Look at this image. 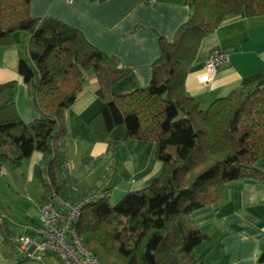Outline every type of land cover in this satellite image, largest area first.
<instances>
[{"label": "trees", "instance_id": "trees-1", "mask_svg": "<svg viewBox=\"0 0 264 264\" xmlns=\"http://www.w3.org/2000/svg\"><path fill=\"white\" fill-rule=\"evenodd\" d=\"M30 1L0 0V46H12L17 32L29 34V59H19L17 72L35 95L39 113L24 122L16 108L17 82L0 83V170H19L39 152L33 177L43 201L93 198L82 207L76 231L102 263L204 264L195 249L207 236L191 214L215 205L228 183L264 185V171L255 165L264 159V84L231 91L202 109L187 94L185 78L203 38L228 18L264 15V0H184L189 17L172 40L158 37L159 57L149 85L123 93L110 91L128 73L115 56L91 44L76 27L31 16ZM89 70L103 94L89 121L94 141L113 147L108 136L122 125L125 141L154 142L155 157L163 162L157 177L116 204L110 202L109 188L75 191L77 180L67 169V110ZM105 157L90 158L89 171ZM12 236L2 240L15 248ZM258 263L264 264V251Z\"/></svg>", "mask_w": 264, "mask_h": 264}, {"label": "crops", "instance_id": "crops-1", "mask_svg": "<svg viewBox=\"0 0 264 264\" xmlns=\"http://www.w3.org/2000/svg\"><path fill=\"white\" fill-rule=\"evenodd\" d=\"M29 12L36 18L53 17L76 27L91 44L115 56L119 66L128 73L112 83L110 91L123 93L149 85L152 64L159 57L158 37L172 40L177 29L187 21L190 8L184 0H31ZM14 40L12 46H0V83L17 82L16 108L21 119L28 123L39 117V113L35 95L18 74L17 64L20 58L29 59V34L17 32ZM214 47L222 48L228 60L207 83H200L198 75ZM263 84L264 15L226 19L202 39L185 78L187 94L200 101L202 109L231 91ZM102 95L96 73L85 71L82 89L67 110V169L77 180L75 191L82 192L96 185L99 190L109 188L110 194L116 191L120 197L148 185L162 172L163 162L155 157L154 142L125 141L126 129L122 125L108 136L109 142L115 143L113 147L107 142L94 141L89 121L101 107ZM101 155L106 157L89 171V159ZM40 158L41 154L35 152L26 164L29 173L21 169L9 183L27 194V184L34 180L33 167ZM255 165L264 171V159ZM91 175L93 179H89ZM99 175L105 180H98ZM39 191L35 208L22 207L19 212L23 219L11 221L17 231L0 224V264H41L27 259L17 245L13 248L2 240L4 235L12 234L15 242L19 234H33L43 202L41 186ZM32 210L33 217L28 215ZM191 216L207 236L195 249L204 264H259L264 251V185L252 180L228 183L215 205L198 209ZM18 254L24 257L19 258Z\"/></svg>", "mask_w": 264, "mask_h": 264}, {"label": "built area", "instance_id": "built-area-1", "mask_svg": "<svg viewBox=\"0 0 264 264\" xmlns=\"http://www.w3.org/2000/svg\"><path fill=\"white\" fill-rule=\"evenodd\" d=\"M228 60L220 47H214L205 61L203 71L198 75L200 83H207L216 69ZM93 198L85 197L76 202L47 197L39 207L38 227L33 234H19L16 245L27 259L41 264H105L99 261L84 245L77 234L76 224L81 209Z\"/></svg>", "mask_w": 264, "mask_h": 264}, {"label": "rangeland", "instance_id": "rangeland-1", "mask_svg": "<svg viewBox=\"0 0 264 264\" xmlns=\"http://www.w3.org/2000/svg\"><path fill=\"white\" fill-rule=\"evenodd\" d=\"M26 164L27 161L24 162L23 166L19 170L22 169L21 171L23 172L28 171L26 168ZM19 170H12L9 167H4V170L0 171V224L2 226L7 225L8 229L13 230L14 232L17 231L18 228L15 226H11V221L23 219L22 216H20L19 209H21L22 207L29 209L30 206L35 208L34 201H39L40 199V186L35 178L32 183L27 184V194H24L22 189H19V187H14L13 184L9 183V181L12 180L13 174H16L15 172ZM21 171L20 173H22ZM93 178V175L89 176V179ZM98 180L105 179L101 175H99ZM121 197L122 196L119 197V195L115 191L114 193L110 194V202L112 204H116L121 199ZM11 210H13V212ZM30 214L28 215L33 217L34 210L30 211ZM36 226H38V223H36ZM18 255L19 258L23 256V254ZM30 261L33 262L32 260Z\"/></svg>", "mask_w": 264, "mask_h": 264}]
</instances>
